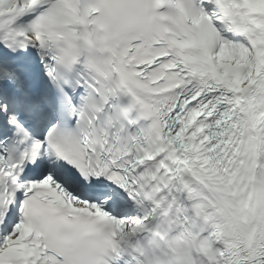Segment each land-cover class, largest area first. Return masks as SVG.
I'll return each mask as SVG.
<instances>
[{
    "label": "snow or ice",
    "instance_id": "1",
    "mask_svg": "<svg viewBox=\"0 0 264 264\" xmlns=\"http://www.w3.org/2000/svg\"><path fill=\"white\" fill-rule=\"evenodd\" d=\"M0 264H264V0H0Z\"/></svg>",
    "mask_w": 264,
    "mask_h": 264
}]
</instances>
